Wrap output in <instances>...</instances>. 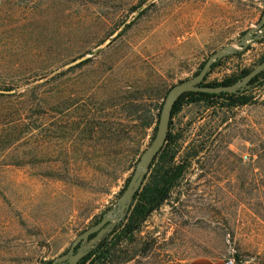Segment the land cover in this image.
I'll list each match as a JSON object with an SVG mask.
<instances>
[{"label":"rangeland","instance_id":"374dc122","mask_svg":"<svg viewBox=\"0 0 264 264\" xmlns=\"http://www.w3.org/2000/svg\"><path fill=\"white\" fill-rule=\"evenodd\" d=\"M263 20L264 0H0V264H51L100 223L169 91ZM263 57L264 33L204 84ZM246 92L250 105L174 118L183 174L121 264H264V86Z\"/></svg>","mask_w":264,"mask_h":264},{"label":"water","instance_id":"95a60500","mask_svg":"<svg viewBox=\"0 0 264 264\" xmlns=\"http://www.w3.org/2000/svg\"><path fill=\"white\" fill-rule=\"evenodd\" d=\"M263 33L264 28H262L261 25L257 29L250 30L236 45H228L213 54L207 60L197 76L174 86L169 91L160 114L155 139L151 146L141 156L127 188L118 199L115 207L103 216L100 223L83 232L73 242L69 251L54 260L51 264H79L93 250H95L119 224L126 220L128 214L133 208L136 195L145 185L146 178L154 160L159 156L165 146L170 129L173 109L182 95L186 93H203L211 95L239 94L248 91L252 86L256 85L253 84L252 81L264 72V62L251 71L246 77L231 86H205L204 81L216 63L226 57L246 51L251 44L260 41ZM0 93L5 92L0 91ZM183 169L184 167L182 166L179 171L171 177L168 183V188H170L176 180L181 178ZM164 188L165 186L163 189ZM159 206L160 202L151 205L146 213V217H149ZM92 236L93 238H91ZM100 263L101 260L96 264Z\"/></svg>","mask_w":264,"mask_h":264},{"label":"trees","instance_id":"16d2710c","mask_svg":"<svg viewBox=\"0 0 264 264\" xmlns=\"http://www.w3.org/2000/svg\"><path fill=\"white\" fill-rule=\"evenodd\" d=\"M262 43V42H260ZM264 61V57L260 63ZM218 66V63L213 66L211 70H214ZM203 68V67H202ZM201 68V69H202ZM251 70H242L239 75H233L225 79L220 83L204 84L205 86H231L236 84L239 80L246 77ZM211 73V72H210ZM209 73V74H210ZM253 84H257L258 87L264 86V72L252 81ZM222 103L223 109H237L250 105L254 101L249 92L239 94H221L211 95L203 93H186L180 97L177 101L170 122V129L164 148L160 152L159 156L154 160L151 166V172L146 180L143 188L138 192L135 198L134 206L128 214L126 220L119 224L115 230L108 235L99 246L93 250L86 258H84L79 264H96L101 260L100 264H121L125 260H116L115 251L118 247L127 241L129 238H134L140 231L142 225L146 222V213L151 205H155L157 202H164L171 187L168 188V183L171 177L175 173V161L179 155V149H177V142L179 138L172 134L171 126L174 118L181 112L182 107L185 104H198L205 103L209 107H213L217 102ZM196 152L192 157L197 156ZM176 182L173 183L172 187ZM165 188L163 189V187ZM113 242H109V238L114 236ZM93 238V236L91 237Z\"/></svg>","mask_w":264,"mask_h":264},{"label":"crops","instance_id":"0c3cea01","mask_svg":"<svg viewBox=\"0 0 264 264\" xmlns=\"http://www.w3.org/2000/svg\"><path fill=\"white\" fill-rule=\"evenodd\" d=\"M189 264H220V262L210 259H196L191 261Z\"/></svg>","mask_w":264,"mask_h":264},{"label":"built area","instance_id":"2783aa9c","mask_svg":"<svg viewBox=\"0 0 264 264\" xmlns=\"http://www.w3.org/2000/svg\"><path fill=\"white\" fill-rule=\"evenodd\" d=\"M227 264H236V263L234 262V260H230V261H228Z\"/></svg>","mask_w":264,"mask_h":264}]
</instances>
